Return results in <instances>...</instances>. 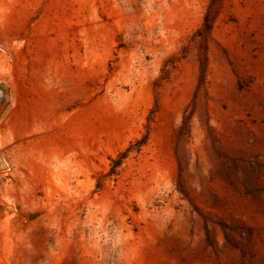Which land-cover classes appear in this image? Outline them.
Segmentation results:
<instances>
[{
	"label": "rangeland",
	"instance_id": "1",
	"mask_svg": "<svg viewBox=\"0 0 264 264\" xmlns=\"http://www.w3.org/2000/svg\"><path fill=\"white\" fill-rule=\"evenodd\" d=\"M0 264H264V0H0Z\"/></svg>",
	"mask_w": 264,
	"mask_h": 264
}]
</instances>
